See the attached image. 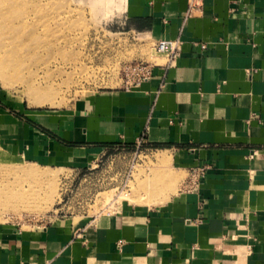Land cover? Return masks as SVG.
Instances as JSON below:
<instances>
[{"label": "crops", "instance_id": "0c3cea01", "mask_svg": "<svg viewBox=\"0 0 264 264\" xmlns=\"http://www.w3.org/2000/svg\"><path fill=\"white\" fill-rule=\"evenodd\" d=\"M124 2L134 32L176 49L132 91L54 112L47 136L26 124L24 156L80 166L143 136L189 172L208 169L195 190L84 228L0 225V264H264V0H203L195 16L189 0Z\"/></svg>", "mask_w": 264, "mask_h": 264}, {"label": "rangeland", "instance_id": "374dc122", "mask_svg": "<svg viewBox=\"0 0 264 264\" xmlns=\"http://www.w3.org/2000/svg\"><path fill=\"white\" fill-rule=\"evenodd\" d=\"M124 9V0H0V225L84 228L185 190L190 172L165 145H111L80 166L24 156L26 124L47 136L46 118L121 89L127 66L164 63Z\"/></svg>", "mask_w": 264, "mask_h": 264}, {"label": "built area", "instance_id": "2783aa9c", "mask_svg": "<svg viewBox=\"0 0 264 264\" xmlns=\"http://www.w3.org/2000/svg\"><path fill=\"white\" fill-rule=\"evenodd\" d=\"M203 8V0H189V16H195L200 14ZM170 46L173 50L176 49L177 43H172L169 41H161L156 47L155 51L158 54H165L166 48ZM205 45L202 46L205 49ZM155 64L138 62L132 65H129L125 69V81L124 86L122 87L125 91H132L133 89L139 87L143 82L151 79L153 75V68ZM145 143L144 138L139 137L136 140L137 145ZM208 166L203 165L196 167L190 171L189 181L186 185L185 190L192 191L195 190L201 178L205 175Z\"/></svg>", "mask_w": 264, "mask_h": 264}]
</instances>
